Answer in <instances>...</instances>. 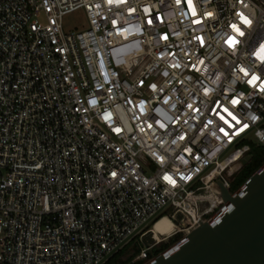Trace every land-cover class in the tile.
I'll return each mask as SVG.
<instances>
[{
    "label": "built area",
    "instance_id": "obj_1",
    "mask_svg": "<svg viewBox=\"0 0 264 264\" xmlns=\"http://www.w3.org/2000/svg\"><path fill=\"white\" fill-rule=\"evenodd\" d=\"M261 45L264 0H0V264L148 260L216 220L264 145Z\"/></svg>",
    "mask_w": 264,
    "mask_h": 264
},
{
    "label": "water",
    "instance_id": "obj_2",
    "mask_svg": "<svg viewBox=\"0 0 264 264\" xmlns=\"http://www.w3.org/2000/svg\"><path fill=\"white\" fill-rule=\"evenodd\" d=\"M244 159V165L251 160ZM229 207L216 220L202 222L172 248L146 264H264V167L237 193L217 182ZM170 223L169 221L165 220ZM167 237V225L158 230ZM150 247V237L143 240Z\"/></svg>",
    "mask_w": 264,
    "mask_h": 264
},
{
    "label": "trees",
    "instance_id": "obj_3",
    "mask_svg": "<svg viewBox=\"0 0 264 264\" xmlns=\"http://www.w3.org/2000/svg\"><path fill=\"white\" fill-rule=\"evenodd\" d=\"M253 153V149H252ZM251 153V160L248 162L247 165H244L241 171L239 172V177L240 178V185H244L254 174H256L263 166H264V155L262 157L261 161H255V156ZM238 187V188H239ZM233 192V191H231ZM236 192V191H235ZM233 192V193H235ZM137 241V240H134ZM179 241V237L172 238V240L159 247L158 249L155 247L152 249V251L149 253V259L148 260H138L133 262L137 257L140 256L141 250H142V244L137 241L136 244L133 247V254L127 258L126 260H123V258L128 254V251L130 249L129 244L124 247L121 251H119L117 254H115L107 264H146L148 261L157 258L159 255L163 254L170 248H172L175 244H177ZM133 242V241H132ZM133 262V263H132Z\"/></svg>",
    "mask_w": 264,
    "mask_h": 264
},
{
    "label": "rangeland",
    "instance_id": "obj_4",
    "mask_svg": "<svg viewBox=\"0 0 264 264\" xmlns=\"http://www.w3.org/2000/svg\"><path fill=\"white\" fill-rule=\"evenodd\" d=\"M87 28H88V21L86 19L85 13L83 11H78V12L69 14V15H67L64 18V31L66 33L83 31V30H85ZM248 144H250L252 146V149H253V153L252 154L255 156V161H257V162L258 161H261L262 160V157L264 155V145H262V144H260V143H258L256 141H254V142H248ZM239 174L240 173H236L232 177H227V179H228V181L230 182V185H231V191H233V192H235V191L238 192L246 184L245 183L244 185H242L241 187H239V185H240V182H239L240 181V178H238L239 177ZM173 211H174L173 208L170 207V208L166 209L165 211H163L161 213L160 217H163V216L171 217ZM150 227H151V225L149 226V228ZM181 236L182 235H180L178 237H181ZM170 241L164 242V243L156 246V248L158 249L159 247H161L162 245H165V244L169 243ZM136 242L137 241H133V242H131L129 244L130 249L128 251V254L123 258V260H126L127 258H129L133 254V247L136 244ZM135 261H138V257L133 262H135Z\"/></svg>",
    "mask_w": 264,
    "mask_h": 264
},
{
    "label": "snow or ice",
    "instance_id": "obj_5",
    "mask_svg": "<svg viewBox=\"0 0 264 264\" xmlns=\"http://www.w3.org/2000/svg\"><path fill=\"white\" fill-rule=\"evenodd\" d=\"M110 2H111V0H110ZM178 2H179V0H178ZM189 3H191V0H189ZM209 15H211V13H209ZM240 15H241V22L246 26H250L252 21L248 17L244 16L243 14H240ZM149 23H151V21H149ZM231 27H232L233 31L236 32L239 36H241V37L244 36L245 33L237 25L233 24ZM227 43L229 44L230 47L234 48L239 43V41L236 39V37H231L227 41ZM257 59L264 62V45H261L259 53L257 54ZM241 71L244 72L245 76L249 75V73L247 71H245L244 69H241ZM259 80H260L259 76L253 75L251 77V79L249 80V83L252 84L253 86H256V84ZM259 90L264 92V84L260 85ZM232 103L236 104V103H238V101L233 100ZM225 111H227V109H225ZM229 115H232V114L229 113ZM221 119H223V117H221ZM232 119L236 120L237 123L240 122L239 120L236 119L235 116H232ZM225 123H227V121H225ZM221 131H223V129H221ZM225 135H227V133H225ZM165 179H168L170 182H173V181H171L170 177H165Z\"/></svg>",
    "mask_w": 264,
    "mask_h": 264
},
{
    "label": "bare ground",
    "instance_id": "obj_6",
    "mask_svg": "<svg viewBox=\"0 0 264 264\" xmlns=\"http://www.w3.org/2000/svg\"><path fill=\"white\" fill-rule=\"evenodd\" d=\"M163 224L167 225L168 230H169L170 232H172V231L175 229V228H174V225H172V224L166 222L165 220H162L161 222H159V223L157 224V226H156V229L159 230L160 227H161ZM148 237H150L151 241H154V239H155V237H156V236H155V232H149V233L145 236L144 239H147Z\"/></svg>",
    "mask_w": 264,
    "mask_h": 264
}]
</instances>
